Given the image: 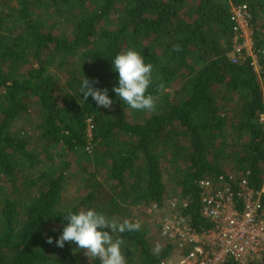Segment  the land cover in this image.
<instances>
[{
    "label": "trees",
    "instance_id": "obj_1",
    "mask_svg": "<svg viewBox=\"0 0 264 264\" xmlns=\"http://www.w3.org/2000/svg\"><path fill=\"white\" fill-rule=\"evenodd\" d=\"M240 5L264 49V0H0V187L10 190L0 194V264H99L47 242L62 231L57 215L88 208L141 224L116 234L127 264H160L176 248L133 207L175 201L201 233L212 228L202 180L230 173L262 188L264 55L259 73L230 59ZM128 48L153 65L155 109L127 108L112 92L110 109L79 98L85 76L113 87L110 60ZM74 160L83 196L68 206Z\"/></svg>",
    "mask_w": 264,
    "mask_h": 264
},
{
    "label": "built area",
    "instance_id": "obj_2",
    "mask_svg": "<svg viewBox=\"0 0 264 264\" xmlns=\"http://www.w3.org/2000/svg\"><path fill=\"white\" fill-rule=\"evenodd\" d=\"M235 24L233 63L248 59L260 72L264 49H256L251 15L246 5L231 10ZM264 122V116L262 118ZM89 122V131H91ZM202 216L212 224L208 231L197 232L190 221L170 201L167 208L157 204L140 208L159 228L161 237L171 242L177 255L160 264H261L264 262V179L260 190L254 189L246 176L223 174L215 180L204 179Z\"/></svg>",
    "mask_w": 264,
    "mask_h": 264
},
{
    "label": "clouds",
    "instance_id": "obj_3",
    "mask_svg": "<svg viewBox=\"0 0 264 264\" xmlns=\"http://www.w3.org/2000/svg\"><path fill=\"white\" fill-rule=\"evenodd\" d=\"M112 71L118 73L117 81L111 89L100 87L99 79L90 80L86 76L79 86V98L95 101L97 108L110 109L116 102L110 92L127 108L137 111H153L155 97L148 92L154 83L153 65L145 62V57L135 48L117 53L111 60ZM161 91H166L163 84ZM63 227L58 238L48 237L49 244L63 248L66 243L75 245L73 252H83L90 260L96 258L99 264H127L122 253L124 240L116 236L125 232L139 231L141 224L124 220L109 219L95 208L71 211L62 215Z\"/></svg>",
    "mask_w": 264,
    "mask_h": 264
},
{
    "label": "rangeland",
    "instance_id": "obj_4",
    "mask_svg": "<svg viewBox=\"0 0 264 264\" xmlns=\"http://www.w3.org/2000/svg\"><path fill=\"white\" fill-rule=\"evenodd\" d=\"M81 162H83V160ZM73 171H74L75 177H72L71 179H69V183L67 185V190H66L67 192L65 193V197L68 201V206H70V204H74L76 202V199L83 196V192L80 191V187H81L80 180L82 178V172L79 169V161H77V160H74V170ZM103 172L104 171H102V174L100 175L101 179H103L105 177L103 175ZM5 187H6L5 185L0 187V194H2V193L6 194V193L10 192V190L5 188ZM106 188H107V193H109L111 186L107 185ZM131 213H132L133 217L136 219V221H139V222H146V221L149 222L150 221V222H152L151 218L143 211V209L140 208V206L133 207L131 210ZM116 220H118L120 222V221H122V218L117 217ZM156 230H158V229L155 227L154 231H156Z\"/></svg>",
    "mask_w": 264,
    "mask_h": 264
}]
</instances>
